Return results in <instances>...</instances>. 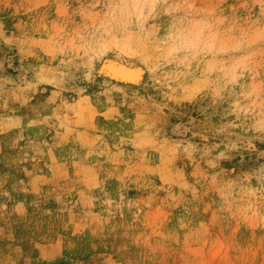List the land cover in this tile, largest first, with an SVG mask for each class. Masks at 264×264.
I'll return each mask as SVG.
<instances>
[{"label": "rangeland", "instance_id": "374dc122", "mask_svg": "<svg viewBox=\"0 0 264 264\" xmlns=\"http://www.w3.org/2000/svg\"><path fill=\"white\" fill-rule=\"evenodd\" d=\"M132 1L0 0V264H264V0Z\"/></svg>", "mask_w": 264, "mask_h": 264}, {"label": "bare ground", "instance_id": "6f19581e", "mask_svg": "<svg viewBox=\"0 0 264 264\" xmlns=\"http://www.w3.org/2000/svg\"><path fill=\"white\" fill-rule=\"evenodd\" d=\"M133 2V1H132ZM139 2H140V0H134V2L130 5H128V13L130 14V13H132V12H134V9H136V8H138V5H139ZM143 12V8L141 7V10H140V13H142ZM117 67H119V66H117ZM119 69H121V68H119ZM126 71V70H125ZM124 70H123V72H125ZM120 72V71H119ZM134 74V73H133ZM134 75H136V74H134ZM134 75H132V76H134ZM131 76V77H132ZM138 76V75H137Z\"/></svg>", "mask_w": 264, "mask_h": 264}, {"label": "water", "instance_id": "95a60500", "mask_svg": "<svg viewBox=\"0 0 264 264\" xmlns=\"http://www.w3.org/2000/svg\"><path fill=\"white\" fill-rule=\"evenodd\" d=\"M120 76H122V77H128V72H121L120 73Z\"/></svg>", "mask_w": 264, "mask_h": 264}]
</instances>
